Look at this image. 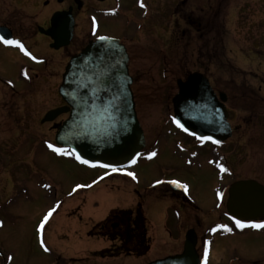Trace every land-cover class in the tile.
<instances>
[{
  "label": "rangeland",
  "instance_id": "rangeland-1",
  "mask_svg": "<svg viewBox=\"0 0 264 264\" xmlns=\"http://www.w3.org/2000/svg\"><path fill=\"white\" fill-rule=\"evenodd\" d=\"M84 1L95 9L112 10L114 5L112 0ZM179 1L133 0L130 9L115 14L114 23L102 14L101 18L95 17L93 10H89L88 23L81 22L85 14L79 20L85 32L110 31L122 39L134 53L128 68L136 80V90L153 93V97L139 96L135 110L146 132L142 156L158 147V157L148 165L141 161L130 168L128 171L137 173L133 180L81 164L66 150L57 153L49 148L54 142L55 124L62 122L60 116L66 113L52 121L42 119L62 102L57 88L63 65L59 64L55 81L50 78L53 66H33L39 71L33 90L27 83L31 74L19 76L23 66L17 61L25 67V57L17 51L0 49V80L12 83L17 92L7 93L0 88V264H65L66 259L67 264H147L180 252L184 233L191 226L200 244L202 231L208 228V264H264V229L253 232L235 222H214V214L198 221H189L188 217L178 223L173 217L164 221L154 216L145 234L151 247L140 257L109 253L112 249L107 248L116 241L96 233L103 222L117 221L116 214L131 213L137 191L144 187L141 180L158 178L161 172L169 174L171 169H176L173 175L185 176L191 196L206 214L212 213L219 191L215 193L213 188L215 174L209 170L206 158L213 149L224 153L233 172L226 186L237 179L251 178L264 184V0H217L212 18L208 0H190L179 13L194 21L199 19L202 26L197 30L182 21L178 24ZM123 2L127 5L128 0ZM170 34L175 36L165 51L161 41ZM195 71L206 75L216 91L226 95L232 134L215 147H198L192 139L180 137L167 117L173 115L172 105L162 96L171 91L167 90L170 86L176 87L179 74ZM240 95L253 96L254 100ZM177 140L179 149L186 150L181 151L184 160L190 150L206 151L200 155L203 161L199 165L204 168L190 167L173 155ZM164 187L167 189L158 195L168 203L182 198ZM164 200L159 202L166 203ZM52 208L56 211L38 231ZM186 213L190 214L188 210Z\"/></svg>",
  "mask_w": 264,
  "mask_h": 264
},
{
  "label": "water",
  "instance_id": "water-1",
  "mask_svg": "<svg viewBox=\"0 0 264 264\" xmlns=\"http://www.w3.org/2000/svg\"><path fill=\"white\" fill-rule=\"evenodd\" d=\"M58 12L52 18L54 26L62 22ZM66 31L54 35V47L69 44L73 19L70 12L64 21ZM90 41L73 56L62 74L58 93L66 105L49 110L42 122L52 121L68 113L55 124V143L67 147L79 161L93 167L117 170L135 160L145 139L136 116L132 78L128 73L126 49L111 37ZM179 91L173 98L174 117L188 135L210 137L223 142L231 136L227 121L226 95L219 98L208 79L201 73L188 74L185 81L177 80ZM83 163V162H82ZM226 208L241 221L264 218V186L255 180H241L231 184ZM196 235L188 230L180 254L156 259L148 264H198Z\"/></svg>",
  "mask_w": 264,
  "mask_h": 264
},
{
  "label": "flooded vegetation",
  "instance_id": "flooded-vegetation-1",
  "mask_svg": "<svg viewBox=\"0 0 264 264\" xmlns=\"http://www.w3.org/2000/svg\"><path fill=\"white\" fill-rule=\"evenodd\" d=\"M98 2H105L106 0H97ZM133 1V0H132ZM132 1L128 0L127 5L123 0H112L113 9H104V8H98L95 9L94 7L89 8L84 0H0V6L2 5L0 9V36H3L5 39H11V40H17L20 44L23 45L24 50L22 51L20 47L17 45H5L2 41H0V49H5L9 51H17L20 53L23 57H25L26 61L25 67L24 64L17 61L18 64H22V68L18 71L20 72V78L25 77V73L29 72L31 75L28 77L27 83L30 84L29 87H33V90L36 89V79L38 78V70L34 69L33 66L35 65H45V66H53L52 67V74H50L51 81H55L57 75L59 74V64L60 67L63 65L62 71L60 72V75L63 73L64 67L68 60L72 57L78 54L88 43L90 40H94L98 37H112L117 38L120 42H122L125 45V48L128 53V67L130 66V60L132 59V56H134V53H130L129 48L127 45L122 41V39L118 38V36L113 35L110 31H102L101 33H93V31H87L85 32L84 26L79 23V20H81V14H85L81 20L82 24L84 21L88 23L87 20H89V10H93L94 13H96V16L101 18L102 15H104V18H107L111 23H114L112 21L115 14L119 13V11L124 9H130L132 6ZM191 2L190 0H180L177 3V13L183 8L184 3ZM217 0H208L207 8L208 13L212 14L210 18L213 17V12L216 10V3ZM199 9V8H198ZM190 11V10H189ZM58 12H62L64 14L60 15V18L62 22H59V26L56 27L52 23V18L55 14ZM70 12L72 19H73V31H72V38L70 39L69 44L55 48L54 45L58 42L56 41L54 35H61L63 32L66 31V25L64 21L67 19V13ZM102 14V15H101ZM180 18H177L178 24L182 21L183 24H186L190 29L193 27L197 29H200L202 26L201 21L199 19L191 20V18L187 15L184 16L183 12L179 13ZM211 22V21H210ZM197 26V27H196ZM80 27L81 32L77 33V29ZM83 28V30H82ZM87 30V29H86ZM157 31V30H156ZM155 31V32H156ZM81 34V35H80ZM183 34V33H182ZM80 35V36H79ZM161 35L163 33L161 32ZM160 35V36H161ZM174 34H170V38H163L162 36V45L166 49L169 47V45L172 43L170 42V39H174ZM34 46L37 47L36 50H32L31 47L28 46ZM72 47V48H71ZM25 52L29 53V55H26ZM57 52H60V56H57ZM165 54V53H164ZM34 57V58H33ZM62 57V58H61ZM65 57V58H64ZM168 57V56H166ZM63 58L66 59L65 62L63 61ZM16 62V63H17ZM63 63V64H62ZM48 73L47 71H45ZM41 73V72H40ZM189 73H181L178 75L177 79L186 80ZM132 82V91L135 101V106L138 104L137 100H139V96L141 98L146 97H153L152 95H149L146 92L141 93L142 91L136 90V80L134 77ZM53 79V80H52ZM210 82V80H209ZM211 88L213 89L214 93L217 95L220 92H217V87L214 85H211ZM216 87V88H215ZM0 88L3 89L5 92H12L17 93L16 88L14 85L6 80H0ZM167 90H171L170 92L166 93L162 97L165 98L167 101H171V105L173 106V98L178 93V87L170 86ZM158 92V91H155ZM18 98V95L15 96ZM161 97V98H162ZM149 101L151 102L152 99L150 98ZM64 105V102L62 101L59 106ZM226 105V104H225ZM171 106V107H172ZM58 107V106H57ZM227 109V108H226ZM1 110V109H0ZM173 111V107H172ZM173 114V112H172ZM173 115H168V120L172 124V126L177 127L178 129V135H181L180 137H187L192 139L195 144L198 147H205L204 145H209L215 147L216 145L212 143L211 140H205V141H199L195 137L188 136L186 134H183L179 128L178 124L175 121ZM63 117V116H62ZM61 120L65 119L67 117V114L62 118ZM229 120V118H228ZM140 121V120H139ZM141 126L142 123L140 122ZM142 129L144 131V135L146 134L143 126ZM161 135V133H160ZM146 139V135L145 138ZM158 144V142H157ZM176 148L173 152V155H176L180 158V160L187 164L190 167H201L204 165H199L203 160L200 155H204L206 151H200V150H190L188 151V156L184 160L183 154L181 150L179 149L180 140H177ZM215 145V146H214ZM158 147L157 150L154 148L149 149L146 151V153L143 155V151H141L139 159L135 163L131 165L130 168H135L138 164H140L141 161H144L146 165L148 163H151L153 160H155L158 157ZM155 152L156 155L152 156L151 154ZM211 154V155H210ZM224 153L219 149H213L209 152V157L207 156L206 159L209 161L208 168L211 172H214L215 176V184L213 187L217 193L219 191V195L217 196L215 194L214 199L217 196L218 202L215 203V208L211 209L212 213L206 214V212L201 208V206L196 202V200L191 196V193L189 192V186L187 184V179L180 178L178 176L173 175L176 172V169L169 170V174L165 172H161L159 174L158 178L151 179L148 181L141 180L140 182L144 183V187L140 189V192L137 191V195L135 197V202L133 203L131 213L127 215H116L117 221L109 222L108 220L106 222H103L99 229L96 231V233L103 234V236H109L110 240L116 241L117 244H115L110 248L112 249L109 253H120L123 252L127 256H136L140 257L143 254H146L148 250L151 247V241H147V238H145V234L147 233V227H149L148 222L153 220V217L160 216L164 221L166 220H172L175 219V222H181L186 221L189 217V221H198V219H202L204 216H211L214 214L215 218H213L214 222L218 221H235L232 219L231 216H229L227 210H226V201L228 198V186L225 183L226 180H230L232 177V170L230 166L228 165V159L226 158ZM204 163V162H203ZM208 163V162H207ZM197 164V165H196ZM222 168L224 170H222ZM185 174H187V171L184 169L183 171ZM108 173L111 174H124L126 176H129L132 180L137 177V173L135 172H127L126 170H121L118 172H111L108 171ZM131 173L132 175H129ZM139 175V174H138ZM252 179V178H251ZM241 180V179H237ZM256 180V179H255ZM159 181V183H158ZM170 181H176V184L170 183ZM236 181V180H235ZM234 182V181H233ZM232 182V183H233ZM259 182V181H258ZM230 183V184H232ZM261 183V182H259ZM262 184V183H261ZM264 185V184H263ZM169 187L171 191L176 194H181L182 198L178 199L176 201L175 198H173L174 201H171L170 203L162 199L164 196L159 197V193L161 191L163 192V189ZM186 186V189L185 187ZM159 198L161 200H164L166 203H160ZM188 210L189 213H186ZM170 211V215H168V212ZM130 212V211H129ZM159 212H162L159 213ZM206 214V215H205ZM261 221V222H260ZM257 223H262L264 220H260ZM255 224V222H254ZM253 223H249L246 225H249L251 227L254 225ZM176 226V225H175ZM122 227V229L118 230V228ZM144 228V229H143ZM176 228V227H175ZM174 228V229H175ZM135 229L137 231H135ZM264 227L261 228H255L253 232L262 231ZM143 230V231H142ZM150 230V229H149ZM188 230H194V233L196 235V253L199 256V260L203 259L204 262L202 264H208V247H211V239L206 238L208 233V228H205L202 233V239L200 244L198 241H200V238L198 240L197 232L195 231V228L192 226L189 227L184 233V238L186 236V233ZM169 231V230H168ZM144 232V233H143ZM169 233V232H168ZM99 235V234H98ZM183 238L181 242V251L176 252L173 254L168 255H175L178 253H181L183 250L185 239ZM210 243H209V240ZM149 240H152L151 236L149 237ZM203 241V242H202ZM111 244V243H110ZM199 244V245H198ZM166 255V256H168ZM165 257V256H164ZM162 258V257H161ZM159 259V258H158ZM150 262V261H149ZM148 262V263H149ZM67 264V259L64 262ZM55 264V262H54ZM199 264H201L199 262Z\"/></svg>",
  "mask_w": 264,
  "mask_h": 264
},
{
  "label": "snow or ice",
  "instance_id": "snow-or-ice-1",
  "mask_svg": "<svg viewBox=\"0 0 264 264\" xmlns=\"http://www.w3.org/2000/svg\"><path fill=\"white\" fill-rule=\"evenodd\" d=\"M143 6V5H141ZM101 39H104L103 37H101ZM0 41H2L5 45H17L18 47H20V49L23 51L24 50V47L22 44L19 43V41L17 40H11V39H5L3 36H0ZM26 55H29V53L25 52ZM34 58V57H33ZM179 123V122H177ZM201 139H211L210 137H201ZM214 143H218V141H213ZM49 148H53V146L51 144H49ZM53 151L57 152V153H64V149H61V148H53ZM69 154H72V153H69ZM152 156H155L156 153L153 152L151 154ZM77 159H80L79 155H77L76 157ZM83 163H88L87 160H84L82 161ZM133 163H135V161L133 160ZM222 170H224L222 168ZM129 175H132L131 173H129ZM159 183V181H158ZM170 183H173V184H176L177 182L176 181H170ZM185 187L186 189V186H183ZM56 209L55 208H52L43 218V220L40 222V225H39V228H38V231H41L43 228H44V224L47 222V220L49 219V217L53 214V212H55ZM236 224L237 226L239 227H243L244 225L241 224V222L239 220L236 221ZM253 227H257V228H261V227H264V224H255L253 225ZM42 245H43V241H41ZM48 249L45 248V251H47Z\"/></svg>",
  "mask_w": 264,
  "mask_h": 264
},
{
  "label": "trees",
  "instance_id": "trees-1",
  "mask_svg": "<svg viewBox=\"0 0 264 264\" xmlns=\"http://www.w3.org/2000/svg\"><path fill=\"white\" fill-rule=\"evenodd\" d=\"M239 97L242 98V99H246V100H247V99L254 100V97H253V96H248V97H247V96L240 95ZM116 215H119V214H116ZM143 229H144V228H143ZM135 231H137V230L135 229ZM142 231H143V230H142ZM143 233H144V232H143ZM116 256H118V255H116Z\"/></svg>",
  "mask_w": 264,
  "mask_h": 264
}]
</instances>
